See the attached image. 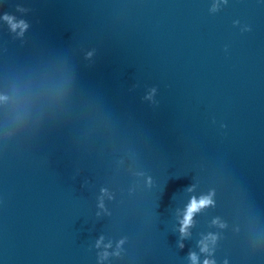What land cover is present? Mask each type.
Here are the masks:
<instances>
[{
    "label": "water",
    "instance_id": "obj_1",
    "mask_svg": "<svg viewBox=\"0 0 264 264\" xmlns=\"http://www.w3.org/2000/svg\"><path fill=\"white\" fill-rule=\"evenodd\" d=\"M216 2L0 0V264H264V0Z\"/></svg>",
    "mask_w": 264,
    "mask_h": 264
},
{
    "label": "clouds",
    "instance_id": "obj_2",
    "mask_svg": "<svg viewBox=\"0 0 264 264\" xmlns=\"http://www.w3.org/2000/svg\"><path fill=\"white\" fill-rule=\"evenodd\" d=\"M224 3L227 2V0H223ZM220 0H217L216 3L212 5V10L216 11L220 7ZM2 19L6 20L9 22L13 30L16 29L18 24L14 21V18L8 14H4ZM19 26L22 28H26L27 25L24 23V21L19 22ZM250 30V29H249ZM154 91V90H153ZM214 201L211 198V195H206V196H201L199 198L193 197L190 202L187 204L183 217L180 220V233L182 236H187L189 234L188 229L193 223V216L196 212L200 211L202 208L207 207L209 205H212ZM100 207H103V202L101 201ZM216 240L215 235L213 234H208V236H205L201 241H200V246H201V251L202 252H208L211 253V244H214ZM103 243V237L100 238V240L97 241L96 246L99 248L101 247ZM124 243L123 240L119 241L117 244V249H119L120 245ZM103 247L105 249L111 247V243L104 244ZM181 247H183V244H181ZM116 254L118 255L119 252L117 251L116 253H109L107 250L103 251L100 254V259L101 261L106 260L109 255ZM190 259L192 261V264H198V256L195 252L189 253ZM203 264H215V262L211 259L205 258L203 261Z\"/></svg>",
    "mask_w": 264,
    "mask_h": 264
}]
</instances>
